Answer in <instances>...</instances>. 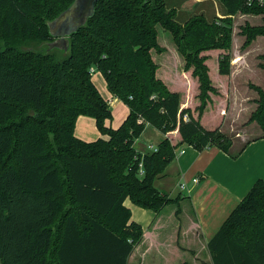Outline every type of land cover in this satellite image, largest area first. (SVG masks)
<instances>
[{
    "label": "trees",
    "instance_id": "1",
    "mask_svg": "<svg viewBox=\"0 0 264 264\" xmlns=\"http://www.w3.org/2000/svg\"><path fill=\"white\" fill-rule=\"evenodd\" d=\"M71 2L0 0V264H133L144 253L166 260L169 250L178 264H189L178 241L183 196L161 192L154 179L179 144L229 151L220 122L232 18L262 15L261 24L240 26L245 48L264 35V0H218L221 16L197 12L180 21L166 0H98L64 50L51 45L57 38L47 22ZM157 25L171 35L174 70ZM209 50H220L219 83L206 62ZM152 51L164 60L156 62ZM92 67L128 107L117 127L107 124L112 112ZM159 69L167 82L156 76ZM254 89L257 106L248 121L264 134V91ZM80 114L94 118L101 136H75ZM147 123L165 136L156 151L141 152L134 141ZM126 198L153 210L149 229L156 220L165 223L158 248H147ZM205 250L209 260L199 264H264V177L234 204Z\"/></svg>",
    "mask_w": 264,
    "mask_h": 264
},
{
    "label": "crops",
    "instance_id": "2",
    "mask_svg": "<svg viewBox=\"0 0 264 264\" xmlns=\"http://www.w3.org/2000/svg\"><path fill=\"white\" fill-rule=\"evenodd\" d=\"M202 1L204 0H184L178 9L179 11L192 12L193 5ZM244 15H247V17L251 16V14ZM217 16H220V14ZM256 38L254 40H256ZM233 43L234 33H232L230 73L228 75L229 87L227 93L229 101L231 100L230 97L232 95V84L237 79V71L243 67L238 66L241 62L238 63L234 60V54L238 56L240 53L237 51V47H234ZM219 52L220 50H209L204 52L210 55L206 60L208 65L210 58H216L217 61ZM215 66H217V63ZM158 71H160V69ZM158 76L163 79L164 82H167V78L162 73ZM100 94L102 95L101 92ZM109 94L111 99H117L110 92ZM127 113L128 110H126L125 114L127 115ZM248 114H250V112ZM240 117L241 115L238 114L236 106L228 103L227 109L220 122V130L230 137L232 141L228 152H224L215 146L207 147L202 150H196L189 145L193 150L190 152L188 160L191 162V165L197 166V174L193 175L191 178L198 177V182H192L191 178L187 177L184 173H180L177 176V194L183 196L180 200L181 211L179 213L180 221L178 241L181 246L187 249L185 253L187 254L189 264L196 262L200 263V260H209V256L205 250L206 242L216 231L234 204L244 196L253 182L259 178L255 177L259 176L261 173L258 172V175H255L253 170L250 168L251 160L256 162L255 164L259 167L260 171H264L263 131L255 121L247 123V125L237 126ZM202 120L204 124H206V114H204ZM149 125L150 124L147 123L145 126ZM249 129L254 130L253 135L248 132ZM232 132H234V134H232ZM74 134L78 138L85 141H91L101 136V133L95 125L94 118L83 114L78 115L75 120ZM164 136L165 135L162 134V138ZM235 138L242 140V143L239 146L245 143L247 146L253 147L251 150L254 154L252 159L250 156L251 152L249 155L246 154L245 156L244 149L239 152H233ZM177 148L178 147H176L175 151ZM181 149L183 152L180 151ZM181 149L178 150L177 154H175L176 158L185 153V150L183 148ZM164 175H166L165 172ZM183 179L187 181V186L190 188L189 192L181 190L178 186ZM191 194H193V196ZM153 216L149 220L146 227L143 228V239L148 237L147 239L149 243L147 248L149 249L153 246L158 248L161 243L165 242L160 238L165 232V229H162L165 226V223H163L162 220H156L153 227L150 229L148 228Z\"/></svg>",
    "mask_w": 264,
    "mask_h": 264
},
{
    "label": "rangeland",
    "instance_id": "3",
    "mask_svg": "<svg viewBox=\"0 0 264 264\" xmlns=\"http://www.w3.org/2000/svg\"><path fill=\"white\" fill-rule=\"evenodd\" d=\"M184 0H166L167 6H175L177 11V19L184 20L188 17V15L192 13L197 12H203L208 18H211L213 16H217L218 14L222 13V7L219 4L218 0H204L202 2H197L195 5H193L192 12H184L179 11L178 8H180V4ZM194 1V0H193ZM189 3V2H188ZM192 3V2H191ZM194 3V2H193ZM249 16V15H248ZM232 33H234V47H237V51H239V55L236 56L234 54V59H236V62L239 63L238 66H243L240 70L237 71V79L232 84V95L231 100L229 101V97H227V104L231 103L236 106L238 110V114L241 115L240 120L237 123V126H243L247 125V123H250L252 121H248L250 114L255 107L257 106V99H258V92L254 89V86L260 87L264 91V67L262 66L264 62V35H258L256 40H252L253 42L248 45L247 48H243L242 43L244 40V37L240 34V26L243 25L245 22H248L250 24H261L262 23V15L261 14H251V16L247 17V15H244V13L237 12L234 14L232 18ZM157 32H158V41L167 47L168 49V64L171 70L175 69V60H173V52L172 47L175 49L174 43L172 41L170 33L163 29L161 26L157 25ZM172 46V47H171ZM172 49V50H171ZM152 55L156 62H161L158 60H164L162 58V54L155 53L152 51ZM231 55V54H230ZM180 57V56H179ZM238 59V61H237ZM216 58H210L209 65L211 67L212 75L211 78L214 82L219 83L218 79L216 77L215 72L217 68L216 66ZM215 66V67H214ZM215 69V70H214ZM161 72L158 71L156 73V76L159 77ZM91 79L98 89L99 92L102 93L103 97L107 99L108 105L110 106L111 112H112V119L108 121V125H111L112 127H117L125 118L126 116V110H128L127 105L120 99H114L110 98L109 91L106 86V82L102 76V74L94 69L91 73ZM229 87V84H228ZM188 92V91H187ZM228 94V93H227ZM250 134H254V130L248 131ZM234 134V132H232ZM162 138V133L157 130L155 127L149 125L145 126V128L142 130V132L137 136V138L134 141L135 148L144 152L149 151L147 148L148 144L156 145L157 142H159ZM242 140L239 138H235L234 143V149L233 152H239L244 149L245 156L246 154L249 155L253 147L247 146V144H242L239 146L242 142ZM177 150L175 151V154L178 153V150L183 148L185 150V153L183 155H179V157H174L172 161L167 165V167L164 169L162 173H160L156 178L154 179V186L168 194L169 196H175L178 193V189L176 187V181L177 176L180 173H184L187 177L191 178L193 175L197 174V166L191 165V162H189L188 157L190 152L193 150L189 145L187 144H180L177 146ZM236 147V148H235ZM251 159L253 158L254 154L253 152L250 153ZM255 161L250 162V168L253 170V173L255 175H258L257 173H261L257 177H264V171H260L259 167L255 164ZM168 168V169H167ZM164 172L166 175H164ZM253 174V175H254ZM162 175V176H160ZM160 176V177H159ZM193 196V194H191ZM124 205L129 208L130 211V218L132 220H135L136 222H139L142 227H146L149 220L153 216V210L151 208H145L141 207L135 203H133L129 198H126L124 200ZM63 209V207H62ZM152 254V253H151ZM150 253H144L142 256L141 262L139 263V260H131L133 264H178L180 261L179 258H177L176 255H173V252H168L166 255V260H158L156 259L155 255ZM181 263V262H180ZM197 263V262H196ZM199 264V263H197Z\"/></svg>",
    "mask_w": 264,
    "mask_h": 264
},
{
    "label": "water",
    "instance_id": "4",
    "mask_svg": "<svg viewBox=\"0 0 264 264\" xmlns=\"http://www.w3.org/2000/svg\"><path fill=\"white\" fill-rule=\"evenodd\" d=\"M98 0H72V2L53 19L47 22L49 32L57 38L51 45L64 50L68 47V36L85 23L94 12Z\"/></svg>",
    "mask_w": 264,
    "mask_h": 264
},
{
    "label": "built area",
    "instance_id": "5",
    "mask_svg": "<svg viewBox=\"0 0 264 264\" xmlns=\"http://www.w3.org/2000/svg\"><path fill=\"white\" fill-rule=\"evenodd\" d=\"M91 71H93V67L91 68ZM147 148H148L149 151H156L157 150V146L153 145V144H148ZM180 151L183 152L182 149ZM138 166H139V173L141 174L143 172L142 163L139 162ZM191 180H192V182L196 183V182H198L199 178L198 177H193V178H191ZM178 186H179V188L181 190H184L186 192H189V190H190V188L187 186V181L185 179H183V181L180 182L178 184Z\"/></svg>",
    "mask_w": 264,
    "mask_h": 264
},
{
    "label": "bare ground",
    "instance_id": "6",
    "mask_svg": "<svg viewBox=\"0 0 264 264\" xmlns=\"http://www.w3.org/2000/svg\"><path fill=\"white\" fill-rule=\"evenodd\" d=\"M234 60H236V59H234ZM237 61H238V59H237Z\"/></svg>",
    "mask_w": 264,
    "mask_h": 264
}]
</instances>
